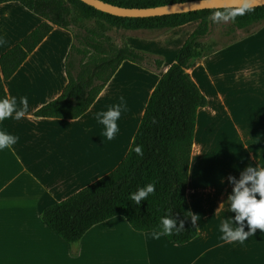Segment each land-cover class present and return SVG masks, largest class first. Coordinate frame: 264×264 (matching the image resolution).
Instances as JSON below:
<instances>
[{"label": "crops", "instance_id": "0c3cea01", "mask_svg": "<svg viewBox=\"0 0 264 264\" xmlns=\"http://www.w3.org/2000/svg\"><path fill=\"white\" fill-rule=\"evenodd\" d=\"M13 4H1L0 10L7 9L5 12L10 15L8 8ZM24 10L27 32L12 44L0 47V57L42 23L40 18ZM191 24L192 33L198 22L179 28ZM72 44L71 31L54 27L17 72L3 82L7 98L16 97L18 105L21 96L28 98V111L20 119L9 117L0 121V130L19 137L11 148L0 151V264H264V232L257 229L243 244L221 238V221L235 215L229 211L226 200L232 189L228 183L230 170L226 175L223 172L218 184H211L205 178L207 184L202 189L194 185L187 188L191 210L194 195L202 202L203 231L201 233L198 225L197 237L185 245L168 243L161 235L156 238L155 233L134 231L121 216L93 226L75 246L64 242L42 223V209L66 200L120 164L130 149L148 98L161 77L153 78V83L142 90V72H151L123 62L80 118L34 117L38 109L55 100L65 87L64 64ZM124 69L127 72H122ZM131 75L137 77L139 85L132 83ZM213 76L211 72L210 85L217 88ZM222 78L220 73L216 97L221 115L226 117L231 110ZM120 96L125 98L128 110L122 112L117 121L119 132L108 140L95 114L118 103ZM236 104L242 116L244 113L252 115L256 110L254 101L242 103L237 98ZM208 105L207 100L205 108ZM250 115L245 117L249 121L235 124L237 147L245 153L240 165L264 166V138L255 137L254 141L248 138L255 131ZM222 131L220 126V135ZM193 147L188 187L191 165L196 158V137ZM242 169L236 172L237 179ZM195 223L197 225L196 220Z\"/></svg>", "mask_w": 264, "mask_h": 264}, {"label": "trees", "instance_id": "16d2710c", "mask_svg": "<svg viewBox=\"0 0 264 264\" xmlns=\"http://www.w3.org/2000/svg\"><path fill=\"white\" fill-rule=\"evenodd\" d=\"M123 8H151L192 0H102ZM18 3L42 20L18 44L0 57V98L7 97L3 82L9 80L27 57L49 35L54 27L69 30L72 8L85 17L126 32L167 31L191 22H205L216 12L236 23L238 29L264 22V6L202 10L153 18H119L95 10L80 0H0ZM200 25V24H199ZM198 27L185 40L174 61L153 88L130 149L109 174L83 188L66 200L40 212L42 223L64 242L75 246L93 226L117 216L125 219L132 230L156 233L163 230L160 217L168 215L181 220L179 231L161 235L168 243L185 245L198 235L191 221L187 188L197 114L207 99L188 70L200 50L205 32ZM73 44L65 59L67 83L61 94L34 113L36 118L76 120L94 104L123 62L141 65L146 55L127 46L115 47L89 32L72 34ZM142 146L143 156L131 149ZM155 180L156 190L140 205L129 199L137 188Z\"/></svg>", "mask_w": 264, "mask_h": 264}, {"label": "rangeland", "instance_id": "374dc122", "mask_svg": "<svg viewBox=\"0 0 264 264\" xmlns=\"http://www.w3.org/2000/svg\"><path fill=\"white\" fill-rule=\"evenodd\" d=\"M6 10H0V36L6 41L0 47L12 44L27 32L26 16L22 13L24 8L15 3L8 8L12 14L9 15L5 12ZM24 11L26 12V9ZM198 24H200L199 30L205 32V37L200 40V50L192 60L188 73L207 98L209 105L207 108L200 109L197 114L196 158L191 165L192 173L188 188L194 185L195 188L202 189L207 184L204 182L205 178L211 184H218L223 172L226 175L230 170L232 172L230 174L235 176L239 169L245 167L243 163L240 165V159L245 157V153L237 147L235 124L240 125L241 120L249 121L245 117L250 114L244 113L242 116L238 112L237 98L242 103L254 101L256 104V110L250 115V121L255 130L252 134L255 136L250 134L248 138L251 141H254L255 137L264 138V109L262 108L264 103V22L238 29L235 22L220 15L215 19L212 16ZM192 26L191 24L161 32H126L115 30L106 24L85 17L72 8V25L69 31L80 35L93 32L98 39L102 37L115 47L127 46L146 55L145 61L139 65L147 72H151H142L143 80L140 86L142 90H145L153 83V78L161 76L163 70L174 61L179 49L190 35ZM124 71L127 72V69L122 70ZM210 71L214 75L213 78L215 77L217 88L210 85ZM220 73L223 77L222 87L225 96L229 98L231 110L226 117L221 115L216 97L220 87ZM136 78L132 77V83L139 85ZM220 126L223 128L222 135H220ZM248 185H251V181ZM189 194L192 197V192ZM192 201L194 206L191 211L198 216L196 222L202 233V202L197 195L192 197ZM216 202L217 200L214 201Z\"/></svg>", "mask_w": 264, "mask_h": 264}, {"label": "clouds", "instance_id": "9594fccd", "mask_svg": "<svg viewBox=\"0 0 264 264\" xmlns=\"http://www.w3.org/2000/svg\"><path fill=\"white\" fill-rule=\"evenodd\" d=\"M247 9V4L238 9L236 14L242 15ZM221 14L216 12L214 19ZM227 17H225L226 19ZM6 41L0 36V45ZM127 102L123 96L119 97V102L108 107L106 111H100L95 114V119L99 124L103 125V135L108 140L115 138L119 132L117 121L121 117L122 112H126ZM28 111V98L21 96L19 105L16 97L0 98V121L11 117L12 119H20ZM18 136L12 135L4 130H0V151L5 148H11L17 140ZM131 151L138 156H143L142 146L136 145ZM251 181V187H248V182ZM228 183L232 185L231 192L227 195L229 211L235 213L234 216L228 219H223L219 225V231L222 233L221 238L226 242L238 241L241 244L247 240L249 236H253L257 229L264 232V166L256 164H247L239 171V179L235 176L228 175ZM156 190V181L153 180L143 187L130 194L129 199L140 205L142 200H145L150 194ZM257 195L259 198H257ZM192 213V212H191ZM198 216L194 213L191 215L192 223ZM160 223L163 225V230L156 232V238L160 235H171L173 226L179 231L184 227V221L179 222L177 227V219L168 215L160 217ZM247 227V231H245Z\"/></svg>", "mask_w": 264, "mask_h": 264}, {"label": "water", "instance_id": "95a60500", "mask_svg": "<svg viewBox=\"0 0 264 264\" xmlns=\"http://www.w3.org/2000/svg\"><path fill=\"white\" fill-rule=\"evenodd\" d=\"M80 1L95 10L119 18H153L202 10L240 9L245 4L247 9L264 6V0H192L151 8H123L102 0Z\"/></svg>", "mask_w": 264, "mask_h": 264}]
</instances>
